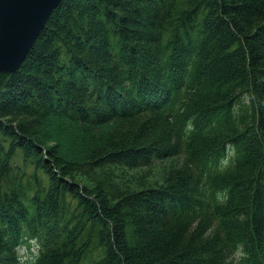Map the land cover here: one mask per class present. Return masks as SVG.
<instances>
[{
	"label": "trees",
	"instance_id": "obj_1",
	"mask_svg": "<svg viewBox=\"0 0 264 264\" xmlns=\"http://www.w3.org/2000/svg\"><path fill=\"white\" fill-rule=\"evenodd\" d=\"M0 264H264V0H63L0 71Z\"/></svg>",
	"mask_w": 264,
	"mask_h": 264
},
{
	"label": "water",
	"instance_id": "obj_2",
	"mask_svg": "<svg viewBox=\"0 0 264 264\" xmlns=\"http://www.w3.org/2000/svg\"><path fill=\"white\" fill-rule=\"evenodd\" d=\"M63 0H0V71L22 64L52 11Z\"/></svg>",
	"mask_w": 264,
	"mask_h": 264
},
{
	"label": "rangeland",
	"instance_id": "obj_3",
	"mask_svg": "<svg viewBox=\"0 0 264 264\" xmlns=\"http://www.w3.org/2000/svg\"><path fill=\"white\" fill-rule=\"evenodd\" d=\"M39 34H40V33H39ZM35 41H36V40H35ZM32 46H33V45H32ZM26 56H27V55H26ZM53 122L55 123V125L57 124L56 121H55V118H53ZM62 123H63V122H62ZM63 124L65 125V123H63ZM75 130H76V129H73V131H75ZM73 131L71 130L70 133H72ZM70 133H69V134H70ZM67 136H68V135L63 136V137H67ZM68 137H69V139H70V136H68ZM71 138H73V137H71ZM64 147H67L68 150H70V149H74V148H73V144L71 145V144L69 143V141H68V143L66 144V146H64ZM67 149H66V150H67ZM133 172H134V171H129L128 174H129V175H133ZM160 182H162V181H160ZM23 252H24V249H21V253H23Z\"/></svg>",
	"mask_w": 264,
	"mask_h": 264
},
{
	"label": "bare ground",
	"instance_id": "obj_4",
	"mask_svg": "<svg viewBox=\"0 0 264 264\" xmlns=\"http://www.w3.org/2000/svg\"><path fill=\"white\" fill-rule=\"evenodd\" d=\"M46 24V23H45Z\"/></svg>",
	"mask_w": 264,
	"mask_h": 264
}]
</instances>
